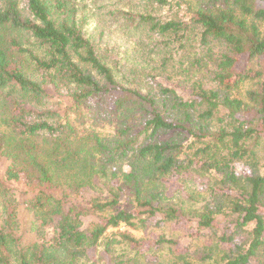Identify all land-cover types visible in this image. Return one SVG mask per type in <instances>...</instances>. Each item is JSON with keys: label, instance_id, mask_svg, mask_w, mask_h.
<instances>
[{"label": "trees", "instance_id": "16d2710c", "mask_svg": "<svg viewBox=\"0 0 264 264\" xmlns=\"http://www.w3.org/2000/svg\"><path fill=\"white\" fill-rule=\"evenodd\" d=\"M0 168V264H264V0H0Z\"/></svg>", "mask_w": 264, "mask_h": 264}, {"label": "rangeland", "instance_id": "374dc122", "mask_svg": "<svg viewBox=\"0 0 264 264\" xmlns=\"http://www.w3.org/2000/svg\"><path fill=\"white\" fill-rule=\"evenodd\" d=\"M92 28V25L90 24L89 25V29ZM116 43H117V39H116ZM52 91V90H51ZM49 92V94H52L53 92ZM54 99L56 101H59L60 102V105H61V110H65L66 106H67V100L64 98V97H59L57 96L56 94H54ZM96 103L98 102H93L92 105L90 106H84L82 108V115H84V126L85 127H92L94 130L96 131H100L102 132L103 134H105L108 138H111L114 134V129L112 128V126L109 124L108 120L107 119H102L100 118V120H98L97 122L96 121H93L92 116H91V110L90 108H92L94 105H96ZM69 117L71 120H74L75 119V115L72 113V114H69ZM79 123V122H76V124ZM8 164L6 163L5 161V165ZM0 171L3 172L4 169H1L0 168ZM32 179V178H31ZM39 183V182H37ZM13 188H17V191H14V195L16 196H23L24 197V192L27 190V185L22 182V183H15V184H12L11 185ZM46 193L49 194V188H46ZM31 193H29L28 195L26 196H29ZM0 210H1V205H0ZM94 220V218L92 219ZM89 221V220H88ZM115 232H129L131 233L132 235L134 236H137V237H140V238H143L147 235H150L151 232L153 231H146V232H143L142 230L138 229V230H134L132 228H129L123 224H121L118 228H115V229H109L108 230V235L112 234V233H115ZM106 233V234H107Z\"/></svg>", "mask_w": 264, "mask_h": 264}]
</instances>
